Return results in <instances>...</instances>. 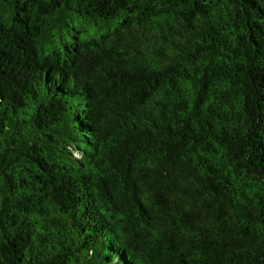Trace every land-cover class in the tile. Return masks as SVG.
Masks as SVG:
<instances>
[{
    "label": "trees",
    "instance_id": "1",
    "mask_svg": "<svg viewBox=\"0 0 264 264\" xmlns=\"http://www.w3.org/2000/svg\"><path fill=\"white\" fill-rule=\"evenodd\" d=\"M0 264H264V0H0Z\"/></svg>",
    "mask_w": 264,
    "mask_h": 264
}]
</instances>
